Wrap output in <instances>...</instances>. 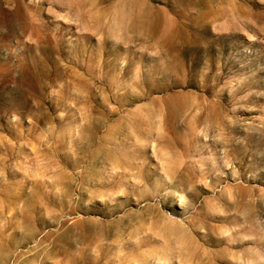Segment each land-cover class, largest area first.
Instances as JSON below:
<instances>
[{"label":"rangeland","instance_id":"obj_1","mask_svg":"<svg viewBox=\"0 0 264 264\" xmlns=\"http://www.w3.org/2000/svg\"><path fill=\"white\" fill-rule=\"evenodd\" d=\"M0 264H264V0H0Z\"/></svg>","mask_w":264,"mask_h":264}]
</instances>
